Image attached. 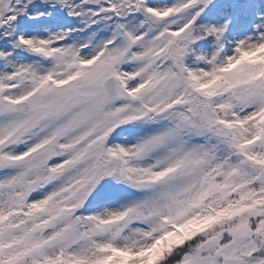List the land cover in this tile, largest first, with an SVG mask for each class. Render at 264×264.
Returning a JSON list of instances; mask_svg holds the SVG:
<instances>
[{"label": "rangeland", "instance_id": "rangeland-1", "mask_svg": "<svg viewBox=\"0 0 264 264\" xmlns=\"http://www.w3.org/2000/svg\"><path fill=\"white\" fill-rule=\"evenodd\" d=\"M222 1L205 11L195 0H146L140 14L138 0H112L131 17L129 36L115 13L82 3L66 0L57 25L14 7L29 26L0 37V264H105L112 253H124L115 264H138L164 234L180 239L172 226L186 220L208 227L178 264H264V0L229 14ZM109 75L141 101L106 97ZM21 101L31 109L17 112ZM55 144L72 152L56 157ZM215 161L223 182L244 178L257 202L240 210L211 188ZM199 201L216 213L197 214Z\"/></svg>", "mask_w": 264, "mask_h": 264}, {"label": "trees", "instance_id": "trees-1", "mask_svg": "<svg viewBox=\"0 0 264 264\" xmlns=\"http://www.w3.org/2000/svg\"><path fill=\"white\" fill-rule=\"evenodd\" d=\"M236 2H240L241 0H234ZM225 173V172H224ZM228 176V178H226L228 181H231V188H227L225 193L227 195H229V193L233 190L238 188L239 186L236 184H241L242 182H239L238 179L235 176H230L229 174H226ZM220 175L215 179L217 184H221L222 180L221 178H219ZM241 181H244V178L241 179ZM243 182V183H244ZM223 187L221 186L220 192L223 194ZM229 197V196H228ZM230 199V198H229ZM241 199L243 200L242 205L240 206V203H237L235 208L239 209H243L249 205H251L254 202L253 197H250L248 194H243ZM223 201H226L223 200ZM208 204V202H207ZM215 205L214 203H210L208 204L210 207H214L212 205ZM208 206V207H209ZM201 209L200 211H202V215H205L206 213H209L208 210L205 209V206H200ZM197 212V210H196ZM209 215V214H208ZM201 235H195L193 236H189L186 238L181 239L179 242H172V243H168V244H163V246H160L156 253L154 254V256L151 258V260H149V256H145L143 259L140 258V260L137 262L138 264H176L178 262L181 261L182 257L184 256V254L186 252H189L190 249H192L195 244L198 242ZM18 258V257H17ZM16 258V260H17ZM122 260V259H119ZM19 264H27L23 261H21ZM30 264H45V262H43L42 260H33Z\"/></svg>", "mask_w": 264, "mask_h": 264}, {"label": "water", "instance_id": "water-1", "mask_svg": "<svg viewBox=\"0 0 264 264\" xmlns=\"http://www.w3.org/2000/svg\"><path fill=\"white\" fill-rule=\"evenodd\" d=\"M12 0H3L4 4L6 5L5 8H3L4 11H2V16L0 18V21L4 18V16L6 15V10L8 8V6L10 5ZM21 1V0H19ZM31 4H35L38 0H28ZM40 2H42V0H39ZM218 0H200L199 4L201 5H207V6H212L217 4ZM1 28V25H0ZM103 89L106 92L107 95L111 96V97H124V98H129V96H127L126 92L118 85L116 79L114 78H108L105 80L104 84H103ZM29 107L28 104H18L17 105V110L18 111H22V110H26ZM222 133L226 134L225 137L229 138L228 135V130L224 129L222 131ZM69 151L67 149H63L60 147H56V153L57 155H64L67 154Z\"/></svg>", "mask_w": 264, "mask_h": 264}, {"label": "flooded vegetation", "instance_id": "flooded-vegetation-1", "mask_svg": "<svg viewBox=\"0 0 264 264\" xmlns=\"http://www.w3.org/2000/svg\"><path fill=\"white\" fill-rule=\"evenodd\" d=\"M63 2H64L63 0H59L58 3L62 4ZM56 9H57V11H58V8H56L55 6L52 7V10H53V11H56ZM65 11H66V10H65ZM62 13H65V12H62ZM63 15H64V14H63ZM9 20H10V19H6V25L9 24Z\"/></svg>", "mask_w": 264, "mask_h": 264}]
</instances>
